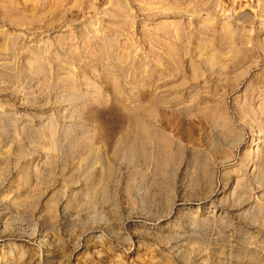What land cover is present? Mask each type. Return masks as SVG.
Returning <instances> with one entry per match:
<instances>
[{
    "label": "rangeland",
    "instance_id": "obj_1",
    "mask_svg": "<svg viewBox=\"0 0 264 264\" xmlns=\"http://www.w3.org/2000/svg\"><path fill=\"white\" fill-rule=\"evenodd\" d=\"M0 264H264V0H0Z\"/></svg>",
    "mask_w": 264,
    "mask_h": 264
},
{
    "label": "bare ground",
    "instance_id": "obj_2",
    "mask_svg": "<svg viewBox=\"0 0 264 264\" xmlns=\"http://www.w3.org/2000/svg\"><path fill=\"white\" fill-rule=\"evenodd\" d=\"M128 136H129V135H128ZM128 136H127V137H128ZM127 137H126V138H127ZM127 139H128V138H127Z\"/></svg>",
    "mask_w": 264,
    "mask_h": 264
}]
</instances>
